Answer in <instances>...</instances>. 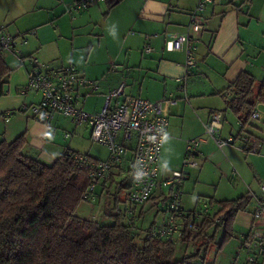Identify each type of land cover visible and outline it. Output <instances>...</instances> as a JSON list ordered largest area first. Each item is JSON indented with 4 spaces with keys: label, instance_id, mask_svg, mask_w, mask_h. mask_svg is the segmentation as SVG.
<instances>
[{
    "label": "crops",
    "instance_id": "0c3cea01",
    "mask_svg": "<svg viewBox=\"0 0 264 264\" xmlns=\"http://www.w3.org/2000/svg\"><path fill=\"white\" fill-rule=\"evenodd\" d=\"M76 1L7 0L10 7L5 15L0 13V38L10 36L17 54L9 52V62L4 59L11 72L5 94L0 96V114H14L8 122L0 118V141L24 136L26 151L51 164L66 151L72 152L81 134L77 131L84 125L76 126L63 116L55 115L48 124L33 118L30 109L36 105L34 97L30 92L19 93L32 68L31 59L37 60L40 72L72 67L81 78L97 82L95 92L89 87L78 90V99H83L80 108L89 114L99 113L106 95L122 83L124 96L155 104L175 99L177 103L167 108L168 128L161 141L158 181L162 183L173 172L183 170L179 205L185 212L209 207V201L214 212L216 202L249 196L246 210L234 214L233 237L220 247L221 238L216 254L232 241L243 250L246 242L250 248L242 251L244 264L249 256L259 259L257 242L264 235V221L252 213L264 183V140L259 138L264 131L251 126V119L241 132L237 117L225 109L232 98L228 88L237 75L248 72L256 84L264 79V0H226L232 3L205 6L201 15L206 26L194 35L191 53L195 64L185 78L184 49L168 52L165 42L187 32L190 14L199 0H121L110 9L105 0H96L85 9L73 10ZM112 25L116 26L115 35L110 34ZM146 45L152 48L149 53L144 52ZM257 113L259 120L264 106L258 105ZM212 114L222 118L220 140H231L221 149L204 133ZM66 124L71 126L69 134ZM241 137L250 139L248 144ZM196 138L203 139L193 157L197 167L183 168L185 142ZM252 145L255 150L249 151ZM107 157V149L104 159L89 156L99 161ZM112 174L123 176L117 170ZM158 192L155 190L154 196ZM240 256L234 252V262Z\"/></svg>",
    "mask_w": 264,
    "mask_h": 264
},
{
    "label": "trees",
    "instance_id": "16d2710c",
    "mask_svg": "<svg viewBox=\"0 0 264 264\" xmlns=\"http://www.w3.org/2000/svg\"><path fill=\"white\" fill-rule=\"evenodd\" d=\"M81 1L74 3L73 10H79L75 5ZM119 1L105 0L108 9ZM230 2L222 0L213 5H230ZM5 53L9 52L4 51L0 44V96L5 94L11 72L4 61ZM10 53L16 55V48ZM31 64L29 71L40 69ZM228 89L232 98L225 111L229 110L237 117L243 132L250 125L251 112L257 113V106H264V79L256 85L250 73L241 72ZM26 146L24 136L11 142L0 141V264H197L200 252L207 253L208 245L214 240V233L211 236L208 232L211 229L223 230L220 247L231 239L234 214L246 210L250 198L246 195L236 200L216 202L214 212L210 211L213 206L209 201L210 209L206 205L208 211L201 215L194 236L188 234L186 228L190 214L199 209L185 212L181 208L185 220L180 235L167 242L151 236V230L159 225L155 219L146 228L140 225V221L145 214V205L153 201L151 206L156 208V216L161 214L162 221L171 193L178 192L181 196L182 180L179 185L168 186L166 193L161 188L159 194L154 196L153 192L144 204L134 205L128 197L122 201L116 195L123 189L129 190L124 180L117 181L111 174L109 181L95 183L86 171L74 163L72 157L76 153L66 151L48 164L39 160L37 154H29ZM129 159L127 155L124 164L117 170L127 180ZM112 187L114 193L110 192ZM104 195L112 198L111 207L115 212L108 215L112 224L103 225L75 215L81 203ZM118 204H123V208ZM176 241L191 245L194 253L174 260ZM259 259L254 257L255 261L251 264H257Z\"/></svg>",
    "mask_w": 264,
    "mask_h": 264
},
{
    "label": "built area",
    "instance_id": "2783aa9c",
    "mask_svg": "<svg viewBox=\"0 0 264 264\" xmlns=\"http://www.w3.org/2000/svg\"><path fill=\"white\" fill-rule=\"evenodd\" d=\"M94 0H82L75 5L77 9H84ZM99 1V0H98ZM214 2L222 0H199L196 9L191 15V21L187 32L183 35H173L165 42V50L168 52L184 49L185 65L184 78L190 73L195 64L192 50L194 35L199 34L206 26L202 20V13L205 6L213 5ZM1 47L6 52H14L15 44L9 36L0 39ZM152 48L149 45L144 47V52L149 53ZM32 63L39 67L36 59ZM21 88L20 94L29 92L39 95V102L33 106V118L37 122L50 123L55 115L63 116L76 126L84 125L90 129V138L93 143L106 147L108 157L104 161H95L87 156L76 154L72 157L74 163L82 171H86L91 179L96 181H109L113 170H118L124 164L126 155L130 156L128 161L129 169V201L134 205L144 204L149 197L162 187L179 185L184 174L181 171L173 172L161 183L158 181V161L161 145L167 134L168 128V106H173L177 100L165 98L159 102L151 103L146 100L124 96V83L108 93L105 97L102 110L97 114H89L80 108L83 99H78V90L89 87L92 91L97 90V82L81 78L75 69L67 67L61 70H52L48 73L34 69L27 74V82ZM122 97V98H121ZM186 99V98H185ZM113 101V104H112ZM252 120L258 119V113L251 112ZM13 111L0 114L4 122H8ZM222 118L219 114H212L209 123L203 127L206 136L215 142L218 148L230 143L231 140L223 141L219 138ZM69 137V135H66ZM244 144L250 139L240 138ZM203 139L186 140L185 158L183 168H196L197 164L193 157L197 152ZM242 149V147H240ZM255 145L249 151H254ZM93 185L91 186V189ZM261 195L257 198L253 217L264 221V183L260 185ZM180 194L171 193L164 219L157 227L151 230L153 238L172 242L180 235V229L184 223L185 213L182 212ZM208 211L204 205L199 211L190 214V222L186 228L188 234L194 236L199 227L201 215ZM259 262L264 264V235L258 240ZM242 248L248 250L250 245L243 243ZM247 263H254V257H247Z\"/></svg>",
    "mask_w": 264,
    "mask_h": 264
},
{
    "label": "rangeland",
    "instance_id": "374dc122",
    "mask_svg": "<svg viewBox=\"0 0 264 264\" xmlns=\"http://www.w3.org/2000/svg\"><path fill=\"white\" fill-rule=\"evenodd\" d=\"M7 0H2L0 1V13L3 15H5V11L6 9H8L7 7H10L8 5V3H6ZM198 2V1H197ZM198 4V3H197ZM95 7V6H93ZM196 9V8H195ZM0 15V18H3ZM5 18V17H4ZM191 21V19H190ZM206 23V21H205ZM190 24V23H189ZM109 39V38H108ZM8 57V53L4 55V59L5 61L9 62L10 59L7 58ZM110 64H113V61H111ZM257 85V84H256ZM136 89L138 90V86L136 85ZM144 90V89H143ZM256 91V90H255ZM30 96L34 97L33 100V104H37L40 100L39 95H36L34 93H29ZM30 102V99H29ZM72 122V121H71ZM253 124L251 126L253 127H258V129L264 131V116H262L259 120H253L252 122ZM75 125H72V128H74ZM66 130L68 132V134L70 133L71 130V126L66 124ZM69 129V130H68ZM78 133H81L79 135V138L77 137L75 139V143L74 145H72L73 147H71V151L75 152V153H79L80 155H86L89 154V156L93 157V158H97V159H104L105 155H106V147L102 146V145H98L96 143H93L91 138H90V129L88 127L83 126L82 128H79ZM76 132V133H77ZM260 139L264 140V135H261L259 137ZM80 140V141H78ZM183 164V162H182ZM171 175V174H170ZM117 181H121L124 180L125 185H129V179H125L124 176H117L115 177ZM98 190V188H96V191ZM129 190L127 189H123L122 192L116 194L118 196V199L124 201L125 198L128 197V192ZM111 193H114V188H111ZM164 193L167 192V189H164L163 191ZM111 197H106V195L102 196L101 198L98 199H93L90 202H84L81 203L80 206L78 208H76V212L75 215L81 219H86V220H91V221H95L98 222L100 224L103 225H110L112 224V218L108 217L109 213H114L115 209L111 204ZM127 205V204H126ZM151 205H153V202L148 203L147 205H145V214L143 216V218H141L140 221V225L143 228H146L149 223L152 220H156L157 223L161 222V214H158L156 216V208L152 207ZM118 207H120L121 209L123 208V204H118ZM152 207V208H151ZM123 221H126L123 218ZM214 233V234H213ZM141 235L143 233H140ZM209 235L212 236V234L214 235V240H212L213 242H211L208 245V251L207 253L203 254V252H200V259L197 260V264H202L203 260L206 259L205 264H244V251L245 249H239L238 244L236 242H231L228 246L225 247V251L223 250V252L216 254L217 252V247L218 244L220 243V240L222 238V229H217V230H210L208 232ZM175 255H174V260H181L185 255H190L192 253H194L192 246L191 245H187L184 244L182 242L176 241L175 245ZM234 252H240L241 256L238 258L239 260L237 262H234L232 254ZM204 257V259H203ZM236 258V259H237Z\"/></svg>",
    "mask_w": 264,
    "mask_h": 264
},
{
    "label": "clouds",
    "instance_id": "9594fccd",
    "mask_svg": "<svg viewBox=\"0 0 264 264\" xmlns=\"http://www.w3.org/2000/svg\"><path fill=\"white\" fill-rule=\"evenodd\" d=\"M115 32H116V26L115 25H112V27L110 29V34L111 35H115Z\"/></svg>",
    "mask_w": 264,
    "mask_h": 264
}]
</instances>
